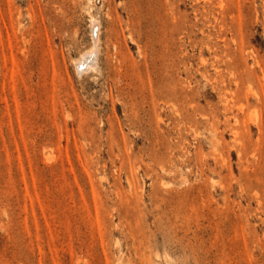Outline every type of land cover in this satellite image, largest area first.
<instances>
[{
	"label": "rangeland",
	"instance_id": "rangeland-1",
	"mask_svg": "<svg viewBox=\"0 0 264 264\" xmlns=\"http://www.w3.org/2000/svg\"><path fill=\"white\" fill-rule=\"evenodd\" d=\"M129 263L264 264V0H0V264Z\"/></svg>",
	"mask_w": 264,
	"mask_h": 264
},
{
	"label": "bare ground",
	"instance_id": "bare-ground-1",
	"mask_svg": "<svg viewBox=\"0 0 264 264\" xmlns=\"http://www.w3.org/2000/svg\"><path fill=\"white\" fill-rule=\"evenodd\" d=\"M97 27V26H96ZM95 37V36H94ZM91 54V53H90ZM93 56V55H92ZM90 58V57H89ZM91 59V58H90ZM86 60V59H85ZM93 60V59H92ZM91 62H93V61H91ZM89 64V63H88ZM135 241V240H134ZM135 243V242H134ZM132 246H133V244H132ZM135 246H136V244H135ZM134 250H136V249H134ZM136 252V251H135ZM143 254V253H142ZM144 257V256H143ZM143 257H142V259H143ZM138 258V257H137ZM127 259V258H126ZM129 260V259H128ZM131 260V259H130ZM129 260V261H130ZM135 260V259H134ZM130 264V263H129Z\"/></svg>",
	"mask_w": 264,
	"mask_h": 264
}]
</instances>
